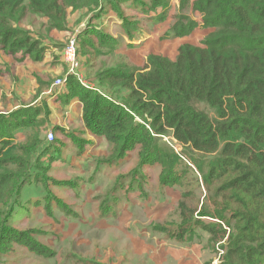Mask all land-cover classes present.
<instances>
[{"label": "trees", "instance_id": "trees-1", "mask_svg": "<svg viewBox=\"0 0 264 264\" xmlns=\"http://www.w3.org/2000/svg\"><path fill=\"white\" fill-rule=\"evenodd\" d=\"M133 1L143 14L156 12L155 22L167 18L171 0H0V52L42 60L45 46L29 18L46 19L47 29L66 30L68 9L84 10L91 20L78 36L81 46L93 47L95 39L101 49L113 51L121 41L94 20L109 8L121 21V37L135 41L141 21L130 24L120 11ZM197 27L209 33L199 44H181L174 60L149 54L143 67L127 61L91 65L86 86L69 75L67 96L82 104V132L107 143L105 162L134 152L139 165L133 172L144 165L159 167L161 182L172 187L185 188L192 168L199 173L205 191L201 206L188 197L192 189H181L178 222L153 224V232L184 245L200 242L205 233L208 243L223 242L220 264H264V0H178L170 33L181 38ZM42 111L44 120L38 117ZM47 116L46 107L36 106L0 113V264L14 245L38 257L55 256L34 239L35 230L18 231L9 223L22 189L41 181L60 159V148L75 143L79 154L90 144L75 136L77 129L61 127L53 130L66 141H43ZM20 131L24 138L15 142ZM165 137L182 149L174 151ZM42 186L44 195L34 207L52 216L62 201L46 189L47 182Z\"/></svg>", "mask_w": 264, "mask_h": 264}, {"label": "rangeland", "instance_id": "rangeland-1", "mask_svg": "<svg viewBox=\"0 0 264 264\" xmlns=\"http://www.w3.org/2000/svg\"><path fill=\"white\" fill-rule=\"evenodd\" d=\"M168 9L167 18L155 22L156 12L146 14L139 12L136 9V1H133V4L121 5L120 11L130 24L136 18L141 21V25L138 24L141 30L136 35L135 41L121 37V33H124L120 25L121 21L113 11H107L108 8L102 13L97 12L95 15L100 14L94 23L112 37L117 38L118 42L121 41L120 45L111 46L113 51L101 49L95 39L92 41L93 47L80 45L78 36L87 22L91 21L85 16L84 10L68 9L66 30L60 31L45 28L46 19L44 18L30 17L32 29L37 33L41 46H45L43 57L46 58L47 55L49 62L52 60L57 61L56 63L63 62L62 74L53 77L48 75L46 77L48 86H40L36 92V98L40 91L49 88L51 84L54 88L65 85L69 75L85 85L90 84L87 80H90L91 65L97 68L100 63L110 66L116 62L127 61L143 67L149 54L174 60L181 44H199L209 33L207 29L197 27L188 36L174 37L170 33V25L173 15L178 10V0H171ZM192 16L200 21L199 14L193 13ZM72 38L76 41L75 60L69 66L63 61V52ZM127 43H133V45H126ZM0 54L6 55L2 52ZM58 79L64 82L56 85ZM33 100L32 97L31 101ZM28 104L23 103L22 106ZM35 106L40 107L41 110L45 107L39 102ZM38 117H43L44 120L46 115L42 111ZM51 127L45 123L42 125L40 137L43 141L50 143L47 140L49 132H52L55 138L66 141ZM71 129L79 131L74 133L76 137L87 139V134L82 132V128L73 126ZM18 133L15 142L22 141L24 138L25 133L22 131ZM163 140L176 152L182 149V145L177 144L170 137H165ZM93 142L94 145L90 144L91 151L87 153L77 154L75 143L70 142L67 147L60 148L56 156L60 158V163L63 165L59 169H54L50 164L51 168L43 174L41 181L35 182L37 185L32 183L22 189L19 207L9 221L18 231L35 230L34 239L54 250L55 256L53 258L38 257L27 248L14 245L2 255V264H161V260L165 257L162 254L171 253L174 247L181 246L174 243L175 241L166 239L163 234L153 232L150 227L157 223L161 225L178 222L177 202L181 196V189H192L193 194L188 197L195 198L199 201V207L201 206L205 191L197 170L192 168V172H188L187 177L190 178L184 184L185 188L167 186L161 182L159 167L144 165L133 172L139 165L138 156L134 152L128 153L123 158L105 162L104 159L110 152H108L107 143L104 139L100 141L97 138ZM194 158L199 159V156ZM11 167L16 168L15 165ZM0 174L3 173L0 171ZM45 182H47L46 189L62 201L57 207L54 205L56 203H52L53 207H56L51 211L52 216L47 215L43 207L35 208V199H29V196L37 194L35 192L37 189H44L42 185ZM141 190H144V193ZM107 194L110 195L106 200ZM104 198L105 201H103ZM103 202L109 213L104 212ZM61 207H64V210ZM203 235L204 238L197 239H200V242L182 245L189 249L191 246H196L199 250L205 251L207 253L205 263L204 258L195 252L193 254L196 260H182L185 256L175 257L177 258L175 264H213L215 261L220 264L223 253H220L219 246L223 242L208 243L207 235L205 233ZM185 247L181 246L183 249ZM190 258L192 259V256ZM168 264L172 262L169 261Z\"/></svg>", "mask_w": 264, "mask_h": 264}, {"label": "crops", "instance_id": "crops-1", "mask_svg": "<svg viewBox=\"0 0 264 264\" xmlns=\"http://www.w3.org/2000/svg\"><path fill=\"white\" fill-rule=\"evenodd\" d=\"M56 62L57 61L53 60L49 62L47 55L46 58L40 61H33L29 56L22 58V56L18 54L15 56L0 54V112L9 113L19 107H25L22 106L23 103H29L27 106H35V104L39 102L40 105L44 104L48 110L45 125H51L52 129L54 127H61L66 132L71 130L73 126H77L84 130L82 104L76 97H71L70 99L66 97V83L65 85H60L55 88L53 84H51L49 88L40 91L39 96L36 98V92L39 87L48 86V79L46 78L48 75L53 77L62 74L63 62ZM32 97L34 99L33 101H31ZM85 133L87 134V140L92 141L90 144L94 145L93 140H95V138L100 141L102 139L87 132ZM90 144L84 148L83 153L91 151ZM60 162V159L57 160L52 167L54 169H59L63 165ZM35 192L37 193L36 195L29 196L30 200H36L44 195L43 191L40 189ZM181 246L185 247L182 244ZM181 246L174 247L171 253L162 254L165 257L161 260V264H168L169 261L175 264L176 259L182 256H185L182 260H196L194 256L195 252L204 258L203 262L205 263L207 259V253L205 251L199 250L196 246H191L190 249L187 247L183 249ZM183 253L184 255H182ZM191 256L192 259L190 258Z\"/></svg>", "mask_w": 264, "mask_h": 264}, {"label": "built area", "instance_id": "built-area-1", "mask_svg": "<svg viewBox=\"0 0 264 264\" xmlns=\"http://www.w3.org/2000/svg\"><path fill=\"white\" fill-rule=\"evenodd\" d=\"M75 49H76V41L75 39H70L67 46L65 47V50L63 52V61L71 66L73 61L75 60ZM71 71V70H70ZM70 73V72H69ZM64 82V81H63ZM60 79L57 80L56 85H60L63 83ZM81 82V81H80ZM83 84V83H82ZM86 86L85 84H83ZM54 136L52 132L47 133V140L51 141L53 140ZM220 253L222 254L223 251L220 250ZM213 264H217V261H215Z\"/></svg>", "mask_w": 264, "mask_h": 264}]
</instances>
